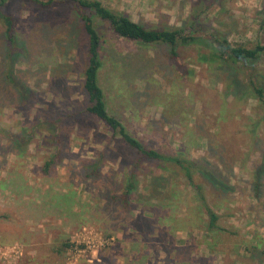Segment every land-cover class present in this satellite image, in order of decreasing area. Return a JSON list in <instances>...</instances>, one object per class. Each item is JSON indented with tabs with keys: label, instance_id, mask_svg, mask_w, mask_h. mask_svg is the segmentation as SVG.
Returning <instances> with one entry per match:
<instances>
[{
	"label": "rangeland",
	"instance_id": "obj_1",
	"mask_svg": "<svg viewBox=\"0 0 264 264\" xmlns=\"http://www.w3.org/2000/svg\"><path fill=\"white\" fill-rule=\"evenodd\" d=\"M99 1L164 28L188 27L197 0ZM210 2L198 35L264 44V0ZM1 10L14 43L0 21V264H264V106L252 81L264 86V55L205 63L209 48L180 46L175 64L169 46L124 40L94 18L109 113L147 149L193 160L227 186L196 173L198 190L178 166L139 162L86 112L88 40L74 4L9 0ZM240 244L248 258L235 259Z\"/></svg>",
	"mask_w": 264,
	"mask_h": 264
},
{
	"label": "trees",
	"instance_id": "obj_2",
	"mask_svg": "<svg viewBox=\"0 0 264 264\" xmlns=\"http://www.w3.org/2000/svg\"><path fill=\"white\" fill-rule=\"evenodd\" d=\"M8 1L9 0H0V21L6 27V35L9 41L14 43V20L11 15L1 10ZM31 1L42 7H54L57 5L72 3L80 13V18L88 40V64L84 72V88L89 98V106L86 109V112L103 121L111 128L115 135H119L122 140L136 152L139 162H141L142 159H151L160 162L163 168H167L166 166L168 163L178 166L183 177L197 189L199 186L196 185L195 182V177L197 176L196 173H203L211 182L218 184L222 189H227L225 183L219 181L213 173H206L202 166L197 162L179 156H166L156 150L147 149L140 140L128 133L125 126L116 117L109 113L105 100V92L99 82V73L103 67L101 51L104 41L102 40V35L94 18H98L100 21L107 24L108 29L117 35V37L124 40L134 41L141 46H169L171 49L170 55L175 61V64L179 63V53L177 49L180 46L189 47L193 45H203L209 48L210 57L202 56V60L205 63H212L216 60H234L236 62L251 63L252 61L260 59V57L264 55V44H257L253 48H247L241 45L233 46L228 40L217 35L212 34L208 40L198 35L199 27L197 18L212 6L210 0H197L192 4L193 11L191 12L190 25L188 27L164 28L156 26L147 28L142 24L135 22L127 13L112 10L99 0ZM252 81L256 99L264 106V86L260 83L261 79L260 77H254ZM29 95L30 90L28 95L24 98L27 99ZM257 173V186L259 187L262 173ZM132 188L133 184H130L127 192H131ZM127 203L128 202H126V204ZM208 212L211 215L210 226L214 227L218 217L209 209ZM66 248H68L67 245ZM58 252L60 254L63 253V251Z\"/></svg>",
	"mask_w": 264,
	"mask_h": 264
},
{
	"label": "crops",
	"instance_id": "obj_3",
	"mask_svg": "<svg viewBox=\"0 0 264 264\" xmlns=\"http://www.w3.org/2000/svg\"><path fill=\"white\" fill-rule=\"evenodd\" d=\"M235 251L238 252V253H234L235 259H237L238 257H241V256H246L248 258V252H247V246L246 245L245 246H243L241 244L240 245H236L235 246ZM241 254H243V255H241ZM259 254L260 253H257L256 255H259ZM249 255H251V254H249ZM256 255H254V256H256ZM250 257H252V255Z\"/></svg>",
	"mask_w": 264,
	"mask_h": 264
}]
</instances>
